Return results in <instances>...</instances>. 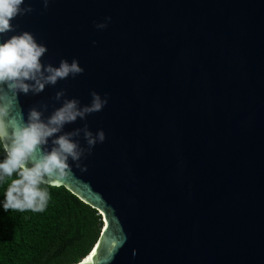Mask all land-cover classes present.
<instances>
[{
	"label": "water",
	"instance_id": "water-1",
	"mask_svg": "<svg viewBox=\"0 0 264 264\" xmlns=\"http://www.w3.org/2000/svg\"><path fill=\"white\" fill-rule=\"evenodd\" d=\"M29 4L0 42L29 31L43 64L77 59L84 72L19 93L9 118L108 99L65 125L106 139L81 158L87 171L69 158L57 181L103 218L90 264H264V0Z\"/></svg>",
	"mask_w": 264,
	"mask_h": 264
},
{
	"label": "clouds",
	"instance_id": "clouds-1",
	"mask_svg": "<svg viewBox=\"0 0 264 264\" xmlns=\"http://www.w3.org/2000/svg\"><path fill=\"white\" fill-rule=\"evenodd\" d=\"M42 2L47 9L50 0ZM24 3L25 0H0V34L14 29L11 21L18 15L33 11L30 4L22 7ZM110 20L111 17H108L96 27L104 29ZM47 51V46L38 43L29 31L0 42V143H3L6 153L3 161H0V183L13 173H18L19 177L11 180L7 187L3 202L5 211L43 212L50 195L48 188H42L41 185L59 187L57 181L72 172L69 158L82 172L87 171V165L81 164V158L106 139L103 129L94 134L87 124L83 128L63 132L65 125L103 110L108 99L96 91L91 92V103L83 107L78 99L65 98L62 106L56 108L47 120L42 119L43 112L48 109L47 103H43L40 109H29L26 122L22 116L20 120L9 118L12 101L19 93L39 94L47 85H55L70 75L75 77L84 72L77 59L71 63L63 59L58 67L51 63L43 64L41 58ZM65 91L61 89L56 92L54 99L59 101L65 96ZM81 134L87 143L86 148L74 139ZM49 138H52L51 150L47 148ZM91 260V256L85 257L80 264H90Z\"/></svg>",
	"mask_w": 264,
	"mask_h": 264
},
{
	"label": "trees",
	"instance_id": "trees-1",
	"mask_svg": "<svg viewBox=\"0 0 264 264\" xmlns=\"http://www.w3.org/2000/svg\"><path fill=\"white\" fill-rule=\"evenodd\" d=\"M6 153L0 143V161ZM0 183V264H77L97 242L104 222L101 214L64 187L48 188L43 212L5 211L3 202L11 180Z\"/></svg>",
	"mask_w": 264,
	"mask_h": 264
}]
</instances>
